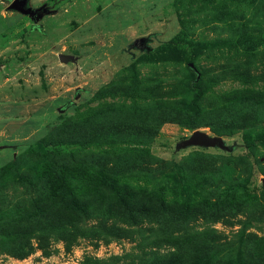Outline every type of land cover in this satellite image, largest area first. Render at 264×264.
<instances>
[{
    "label": "rangeland",
    "instance_id": "rangeland-1",
    "mask_svg": "<svg viewBox=\"0 0 264 264\" xmlns=\"http://www.w3.org/2000/svg\"><path fill=\"white\" fill-rule=\"evenodd\" d=\"M253 89L264 90V0H0V264H172L173 252L182 264H264ZM218 110L254 111L253 151ZM195 130L223 146L182 147ZM150 177L176 185L170 200L189 178L192 204L208 198L183 218L214 237L198 254L154 244L166 226L127 215L121 198ZM230 180L260 205L226 213Z\"/></svg>",
    "mask_w": 264,
    "mask_h": 264
},
{
    "label": "trees",
    "instance_id": "trees-1",
    "mask_svg": "<svg viewBox=\"0 0 264 264\" xmlns=\"http://www.w3.org/2000/svg\"><path fill=\"white\" fill-rule=\"evenodd\" d=\"M251 92L255 96V98L259 100L258 103H262L264 101V90L253 89L251 90ZM197 96L198 98L201 97L202 93L198 92ZM193 107L196 108L197 114L201 113V109L197 106V104H193ZM219 113V119L223 121L224 124L228 125L231 129L243 130L244 142L246 143V146L251 151H253L254 144L257 140L260 139L259 137H257L259 135H254V124L257 120V116L254 114V111L245 112L243 114L238 113V115L231 116H228L225 112L223 113L219 111ZM190 126L191 128H193V130L199 127V125H196L194 123H192ZM186 165L187 162L184 160L180 164L174 165V167L180 169L183 166L186 167ZM144 170L147 169L144 168ZM196 175H202L204 177L205 175L207 176L208 173L206 171H199ZM208 176L205 177V179H208ZM191 177L194 178L195 174L193 173ZM149 181L150 184L153 181H156V183L152 184V186L131 185L130 190H126L127 199L125 200L124 198H121V201H123L125 205L124 207L126 209L127 215H130V218L132 220L136 221L138 219L137 221L140 222L142 227L147 228V224H149L151 221L158 222L166 226L162 227L163 233L161 236H157L158 239H156L154 244L159 245L164 240L170 241L169 238H171V240L173 241L180 240V242L187 243L188 250H193L189 251L191 254H198L200 250L205 247V245L210 244V240L214 239V237H212L211 232L208 231V229L193 235L192 232L189 231V226L185 228L182 225L183 218L188 215L186 211L190 212L194 208H203L202 206L208 198H205L204 202L194 201V203L192 204L194 198L191 195L196 192V190L192 191V185L194 181V179L192 178H189V180L182 181L181 183L177 184L178 186H181L183 188V190L178 188L179 191L185 192V195L181 198V200L174 198L170 200L168 197L169 193L167 192L173 193L175 191V184H164L166 182V179L154 180L151 177L149 178ZM177 195H179V193ZM256 198V196L254 197L248 193L246 184H242L240 181L233 182L232 180H230L224 183V189L221 191L218 200H223L222 205H225L224 211H226V213H229L232 210H241L245 205H248L252 201V199H255L252 205H260L259 200H256ZM182 201H184V205L186 207L181 205ZM165 214L169 216V222L173 223L168 224L166 222L165 218L167 219L168 216H166ZM181 230H184L183 235H176L177 233H174H179V231ZM250 235L252 234H248V236ZM190 236L197 237V240H190ZM160 239H162V241ZM171 255V259H173L172 264H182L186 254H181L180 256L176 257L177 262L174 259L175 257L173 256L175 255V252H173Z\"/></svg>",
    "mask_w": 264,
    "mask_h": 264
},
{
    "label": "water",
    "instance_id": "water-1",
    "mask_svg": "<svg viewBox=\"0 0 264 264\" xmlns=\"http://www.w3.org/2000/svg\"><path fill=\"white\" fill-rule=\"evenodd\" d=\"M16 5V2L13 3ZM18 7V6H15ZM182 147L189 145H203V146H223V139L218 135H210L209 133L202 130L193 131L192 135L188 139H185L180 143Z\"/></svg>",
    "mask_w": 264,
    "mask_h": 264
}]
</instances>
